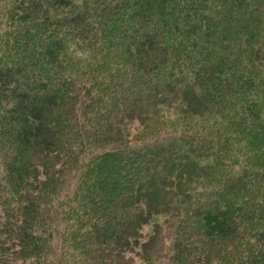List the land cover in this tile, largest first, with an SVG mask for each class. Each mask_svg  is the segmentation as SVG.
I'll list each match as a JSON object with an SVG mask.
<instances>
[{
    "label": "trees",
    "instance_id": "16d2710c",
    "mask_svg": "<svg viewBox=\"0 0 264 264\" xmlns=\"http://www.w3.org/2000/svg\"><path fill=\"white\" fill-rule=\"evenodd\" d=\"M264 264V0H0V264Z\"/></svg>",
    "mask_w": 264,
    "mask_h": 264
},
{
    "label": "rangeland",
    "instance_id": "374dc122",
    "mask_svg": "<svg viewBox=\"0 0 264 264\" xmlns=\"http://www.w3.org/2000/svg\"><path fill=\"white\" fill-rule=\"evenodd\" d=\"M137 264H140L139 260H137Z\"/></svg>",
    "mask_w": 264,
    "mask_h": 264
}]
</instances>
